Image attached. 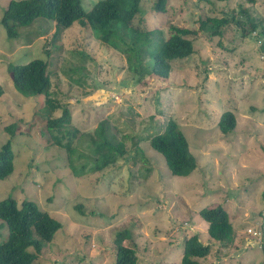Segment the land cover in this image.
Returning <instances> with one entry per match:
<instances>
[{
	"label": "rangeland",
	"instance_id": "1",
	"mask_svg": "<svg viewBox=\"0 0 264 264\" xmlns=\"http://www.w3.org/2000/svg\"><path fill=\"white\" fill-rule=\"evenodd\" d=\"M96 1L81 0L83 9ZM155 1L141 0L133 24L160 29L164 38L171 25L197 30L190 36L194 51L171 60L167 78L150 74L139 83L125 56L88 26L74 22L53 39L54 22L38 17L9 39L0 23V150L10 140L14 153L13 172L0 180V200H32L62 224L36 264H115V237L123 230L129 232L123 244L136 250L138 264H180L190 236L210 244L199 210L213 203L228 212L237 235L232 246L213 242L202 264H264V54L259 29L247 25L248 15L264 24V0H167L164 13L152 9ZM8 2L0 0V19ZM206 17L228 20L220 35L199 31ZM36 58L48 63L49 93L60 106L52 117L64 107L70 111L65 129L76 135L64 129L62 143L71 138L74 164L92 165L89 136L102 120L124 145L113 164L75 176L66 149L40 139L44 95L18 92L7 70ZM226 111L236 126L223 134L218 120ZM169 119L196 159L185 176L172 175L150 145ZM11 123L24 133L10 135L5 127ZM1 224L0 240L7 234Z\"/></svg>",
	"mask_w": 264,
	"mask_h": 264
},
{
	"label": "trees",
	"instance_id": "2",
	"mask_svg": "<svg viewBox=\"0 0 264 264\" xmlns=\"http://www.w3.org/2000/svg\"><path fill=\"white\" fill-rule=\"evenodd\" d=\"M140 2L141 0H98L89 11H85L81 0H9L3 9L0 23L8 38L15 39L19 36L20 27H27L36 18L42 17L54 22L53 39H56L77 22L80 26H88L101 43L125 56L127 69L136 77L137 83L150 74L167 78L172 69L171 60L187 58L193 53L191 37L197 34V30L171 25L168 37L164 38L160 29H151L146 23L144 28H139L133 22L141 12ZM166 2L167 0H156L152 9L164 13ZM241 12L248 15L246 9ZM247 19L251 32L259 29V48L264 54V24L254 21L249 15ZM231 20L238 25L242 24L235 17ZM227 21L226 18L206 17L200 20L199 31H208L211 36L220 35L222 26ZM81 69L84 70L85 66L81 65ZM7 70L18 92L25 96L44 95L47 114L37 134L41 140H45V144H58L66 149L70 168L75 176L82 175L89 168L90 171H100L123 155L124 145L114 139L109 133L107 121L102 120L94 134L89 136L92 165L88 167L84 163L76 166L72 158L76 149L71 146V138L62 143V131L70 124V111L64 107L60 116L52 117V112L60 106L49 93L51 80L48 63L36 58L24 64L10 63ZM79 70L78 67L72 71ZM235 126L234 114L231 111L222 113L218 120L220 131L228 134ZM20 128L17 123L5 127L12 136L24 133ZM66 133H70L71 137L76 135L75 131L66 130ZM149 141L152 148L163 155L172 175L185 176L196 168V159L189 151L187 139L175 120L169 119L164 129L150 137ZM13 159L12 144L8 140L0 150V180L13 172ZM76 208L81 210L80 205ZM199 215L208 223L207 232L211 242L203 244L196 233L190 236L184 242L180 264H202L199 259L211 253L213 242L219 243L223 248L232 246L237 235L228 212L222 205H207L199 210ZM0 220L1 226L7 230L6 236L0 240V264H36L38 255L62 226L49 212L40 210L34 201L23 199L19 204L11 196L0 200ZM125 236H129L127 230L116 233L115 264H138L136 250L123 244Z\"/></svg>",
	"mask_w": 264,
	"mask_h": 264
}]
</instances>
